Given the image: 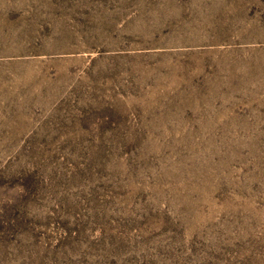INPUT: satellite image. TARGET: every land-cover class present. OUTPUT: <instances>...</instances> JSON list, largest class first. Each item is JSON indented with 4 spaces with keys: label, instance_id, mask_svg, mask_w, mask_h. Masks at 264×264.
Instances as JSON below:
<instances>
[{
    "label": "rangeland",
    "instance_id": "obj_1",
    "mask_svg": "<svg viewBox=\"0 0 264 264\" xmlns=\"http://www.w3.org/2000/svg\"><path fill=\"white\" fill-rule=\"evenodd\" d=\"M0 264H264V0H0Z\"/></svg>",
    "mask_w": 264,
    "mask_h": 264
}]
</instances>
